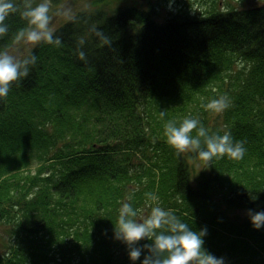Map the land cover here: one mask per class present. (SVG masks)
Segmentation results:
<instances>
[{
  "label": "trees",
  "instance_id": "obj_1",
  "mask_svg": "<svg viewBox=\"0 0 264 264\" xmlns=\"http://www.w3.org/2000/svg\"><path fill=\"white\" fill-rule=\"evenodd\" d=\"M123 1L0 0V264H264V0Z\"/></svg>",
  "mask_w": 264,
  "mask_h": 264
},
{
  "label": "rangeland",
  "instance_id": "obj_2",
  "mask_svg": "<svg viewBox=\"0 0 264 264\" xmlns=\"http://www.w3.org/2000/svg\"><path fill=\"white\" fill-rule=\"evenodd\" d=\"M34 2H41L44 3L47 0H33ZM148 1V0H147ZM153 1L154 0H149ZM166 6L173 7V4L176 2H170V0H166ZM224 0L219 1V7L223 6ZM241 0H237L235 3L236 7H239L243 4L240 2ZM140 2L139 0H124L123 4H133L139 6L137 3ZM145 1H141V3H144ZM261 0H248L247 3L244 4H258ZM233 3V1H232ZM146 4V3H145ZM90 4L89 0H60V2L55 5L51 6V9H55V13L52 14L51 21L43 26L29 29L24 35L18 40V42L14 43L13 46H11L8 50L5 51L3 58L6 60H9V62H12L13 60L19 58L29 47H31L39 38L46 35L49 31H51L53 28L58 26L61 22H63L66 18L72 16L75 12L78 10L86 8ZM145 6V5H144ZM196 9H201L203 7V4L201 3H195L193 5ZM219 107H213L211 108L210 115H214L218 112ZM241 214H243L242 211H238Z\"/></svg>",
  "mask_w": 264,
  "mask_h": 264
},
{
  "label": "water",
  "instance_id": "obj_3",
  "mask_svg": "<svg viewBox=\"0 0 264 264\" xmlns=\"http://www.w3.org/2000/svg\"><path fill=\"white\" fill-rule=\"evenodd\" d=\"M89 1H91V0H89ZM139 1H146V0H139Z\"/></svg>",
  "mask_w": 264,
  "mask_h": 264
}]
</instances>
